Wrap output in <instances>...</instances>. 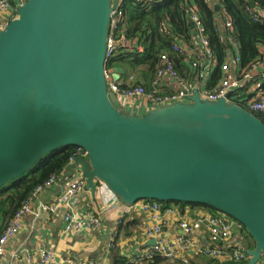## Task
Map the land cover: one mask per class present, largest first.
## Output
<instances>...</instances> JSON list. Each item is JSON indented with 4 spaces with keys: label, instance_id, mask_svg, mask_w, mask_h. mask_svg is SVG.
I'll use <instances>...</instances> for the list:
<instances>
[{
    "label": "water",
    "instance_id": "water-1",
    "mask_svg": "<svg viewBox=\"0 0 264 264\" xmlns=\"http://www.w3.org/2000/svg\"><path fill=\"white\" fill-rule=\"evenodd\" d=\"M118 2L24 0L0 30V190L47 154L81 148L59 184L78 171L92 194L102 182L127 207L208 206L243 226L253 242L244 264H259L264 121L231 101L232 91L211 100L197 88L188 101L142 115L124 110L105 78Z\"/></svg>",
    "mask_w": 264,
    "mask_h": 264
},
{
    "label": "built area",
    "instance_id": "built-area-1",
    "mask_svg": "<svg viewBox=\"0 0 264 264\" xmlns=\"http://www.w3.org/2000/svg\"><path fill=\"white\" fill-rule=\"evenodd\" d=\"M20 1L23 2L24 0ZM134 1L142 2L144 0ZM206 1L210 4L211 8H213L215 4H218V0ZM120 4L121 3L118 2V6L113 11L111 17L110 31L107 38L106 64L117 53L130 51L137 46L135 41L130 40L121 32L123 10ZM14 10L15 6L10 0H0V30L4 28L5 24L13 16ZM220 10L221 7L219 12ZM251 16L253 21L264 24V9L251 8ZM189 21L194 24L203 46L204 55L206 57L204 68L207 69V74L213 66L215 56L209 48L208 40L203 35L202 23L195 8L189 10ZM223 23L227 31L231 29L228 16L224 17ZM232 43L236 47L235 42L232 41ZM137 48L140 50L139 46H137ZM172 48L174 51L183 53L184 57L186 56L185 51L176 43L172 45ZM238 62L239 54L237 53L232 61V65ZM255 66L256 62L251 64L242 79H239L229 74V65L224 63L221 66L223 76L219 85L215 90L205 93L201 92L202 97L215 100L224 97L229 91L233 92L237 90L244 80H249V73ZM111 69L112 68L107 69V67H105V78L108 83V88L116 95L121 107L124 110H126L125 107L128 108L126 111H134L135 113H137L138 110L147 111L155 105L188 101L192 96L193 88L186 79L175 70L166 53L160 55L155 75L148 86L139 84L135 80V75L133 74H130L128 78L124 80L122 77L112 73ZM200 76L202 77V75ZM260 76L264 79V70L260 73ZM243 107L248 111L264 114V92L260 91L254 97L246 100ZM76 149V156L85 155L81 148ZM74 157L75 156H73L70 161H72ZM56 181L55 177H50L42 185L36 187L31 197L23 203L3 228L0 233V258L6 253L7 241L20 231L23 217L32 212L31 204L33 200H38V207L42 211L46 213L56 212L60 206L67 204L76 194L86 189L85 179L82 175H78L67 182L54 203L45 204L41 202L38 199L39 195L55 184ZM96 191L104 197L103 200L105 202L111 198L118 199V197L102 182L97 183ZM137 203H139L140 209L149 219V224H145L143 227V235L147 239H155L156 244L154 246H149L146 250L137 251L128 256L129 263L141 264L146 259H151L153 256L160 255L165 257L170 264H173L180 253L184 254L187 252L206 255L212 259L222 258L232 262L231 264H244L248 261V255L243 246L240 243H232L235 233H240L243 227L232 218L218 213L216 215L203 214L193 219H180L178 221V227L181 230V234L176 236L172 241H167L162 237V232L167 224L168 217L174 215L175 209L173 207H164L162 202L155 200H140ZM63 220L65 223L64 230L68 233L78 232L86 227L96 228L99 226L100 222V219L94 213L79 215L74 214L72 211L67 212L63 216ZM124 221L125 216L119 217L117 221H115V226L117 227L123 224ZM116 227L107 245V257L117 248V242L121 232H119ZM201 227H205L208 230L209 247L200 246L197 239L191 237V234ZM39 261L40 264H55L53 254L47 247H43L39 251ZM67 263L69 264L70 261H67Z\"/></svg>",
    "mask_w": 264,
    "mask_h": 264
},
{
    "label": "trees",
    "instance_id": "trees-1",
    "mask_svg": "<svg viewBox=\"0 0 264 264\" xmlns=\"http://www.w3.org/2000/svg\"><path fill=\"white\" fill-rule=\"evenodd\" d=\"M123 19L121 32L140 46L141 50L135 46L130 51L117 53L106 64L108 68H118L122 71L130 70L138 74L148 86L153 79L159 57L166 53L172 62L175 70L189 84H194L200 68L193 65L190 68L183 64V53L174 51L173 43L179 39L189 41L195 34L189 25V10L195 8L202 23L203 35L208 40L209 48L212 50L217 67L229 60L231 55L236 52L235 42L239 53V79H242L251 64L255 63L260 57V48L264 45V24L252 20L251 4L255 9H264V0H218L221 7L219 14H215L213 8L206 0H144L136 2L134 0H121ZM228 16L231 29L227 31L223 21ZM232 41H231V40ZM184 70H187L184 73ZM190 70V72H188ZM137 76V75H136ZM220 76L213 75L207 84V90H214ZM248 84H243L238 90H234L230 95V100L242 106L248 98L239 94L246 90ZM264 92V82L261 86ZM207 92V91H206ZM264 121L263 113H255ZM75 147H65L41 158L36 165L13 182V185L0 190V232L17 212V210L28 200L34 189L42 185L50 177L59 180L73 156H76ZM164 207H177L182 212L185 208H203L209 214L216 215L219 212L202 204L185 202H162ZM128 221L118 225L119 232L129 226ZM240 243L244 249L253 246L250 236L244 228L240 231ZM110 264H131L119 251H112ZM175 262V261H174ZM228 263H232L229 262ZM141 264H170L165 257L156 255L151 259H146ZM179 264V263H173ZM183 264H197L190 261ZM208 264H222L216 259H208Z\"/></svg>",
    "mask_w": 264,
    "mask_h": 264
},
{
    "label": "crops",
    "instance_id": "crops-1",
    "mask_svg": "<svg viewBox=\"0 0 264 264\" xmlns=\"http://www.w3.org/2000/svg\"><path fill=\"white\" fill-rule=\"evenodd\" d=\"M10 1L15 7L22 2L20 0ZM214 6L213 10L215 11ZM218 12L215 11V14H219ZM190 29L195 31L193 38L189 41L177 39L173 44L176 43L185 51L186 56L183 58V64L189 68H192L193 65L200 66L196 81L194 84H190L191 87L193 89H199L202 93L209 92L212 90H207L208 82L217 73L220 78L214 87L216 88L223 76V71L221 67L220 69L217 67L215 60L212 68L206 74L207 69L204 68L206 57L203 46L195 26L191 27L190 25ZM235 49L236 52L234 55H231L229 60L224 63L229 65V74L238 78L239 62L232 65V61L238 53L237 46ZM260 53L261 57L256 61L254 69L249 73V80H244L242 83V85L248 84L246 90L239 93L240 95H245V98L248 99L262 91L261 86L264 79L261 78L260 73L264 70V45L260 48ZM111 70L112 73L122 77L124 80L130 74L135 75L130 70L122 71L118 68H112ZM186 72L187 70H184V73ZM136 75L135 80L145 84L137 73ZM141 111L146 112L145 110ZM65 173L66 171L63 175ZM78 175L80 173L77 171L73 177L66 179L62 184H59L60 178L55 184L43 191L38 199L45 204L54 203L67 182ZM103 199L104 197L98 191L92 194L86 188L76 194L67 204L60 206L56 212L50 213L42 211L38 207V200H33L31 204L32 212L23 217L20 231L7 241L6 253L0 258V264H40L39 251L43 247H47L53 254L55 264H68L67 261H70L69 264H110V259L106 256L107 245L112 232L115 230V221L121 216H125V221L131 224L120 233L115 251L118 250L121 255L128 257L134 252L148 249L149 245H146V242L149 239L144 237L143 227L145 224H149V219L140 209L139 203L127 207L121 204L119 199L111 198L106 202ZM174 209V215L168 217L167 224L162 232V237L167 241H172L176 236L181 234V230L178 227V221L180 219H193L199 215L209 214L203 208H185L182 212L175 206ZM69 211L79 215L94 213L100 219L99 226L96 228L86 227L78 232L68 233L64 230L65 223L63 216ZM191 237L196 238L202 247L210 246L208 230L205 227H201L199 230L193 232ZM239 240H241L240 233H235L232 243H240ZM208 259L210 257L206 255L187 252L184 254L180 253L174 263L183 264L194 261L197 264H208ZM216 260L222 264H230L222 258ZM261 264H264V261Z\"/></svg>",
    "mask_w": 264,
    "mask_h": 264
},
{
    "label": "rangeland",
    "instance_id": "rangeland-1",
    "mask_svg": "<svg viewBox=\"0 0 264 264\" xmlns=\"http://www.w3.org/2000/svg\"><path fill=\"white\" fill-rule=\"evenodd\" d=\"M125 109L128 110L127 107H125ZM144 113H145V112H142L141 110H138V111H137V114H140V115H142V114H144ZM262 261H264V259H262V260L260 261V264L262 263Z\"/></svg>",
    "mask_w": 264,
    "mask_h": 264
}]
</instances>
